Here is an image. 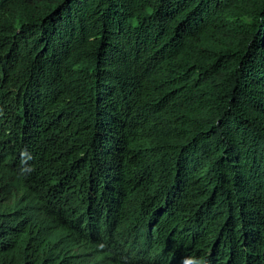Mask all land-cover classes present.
<instances>
[{"label": "trees", "instance_id": "16d2710c", "mask_svg": "<svg viewBox=\"0 0 264 264\" xmlns=\"http://www.w3.org/2000/svg\"><path fill=\"white\" fill-rule=\"evenodd\" d=\"M264 264V0H0V264Z\"/></svg>", "mask_w": 264, "mask_h": 264}, {"label": "clouds", "instance_id": "9594fccd", "mask_svg": "<svg viewBox=\"0 0 264 264\" xmlns=\"http://www.w3.org/2000/svg\"><path fill=\"white\" fill-rule=\"evenodd\" d=\"M185 264H187V261H185ZM196 264H205L204 261H197Z\"/></svg>", "mask_w": 264, "mask_h": 264}]
</instances>
